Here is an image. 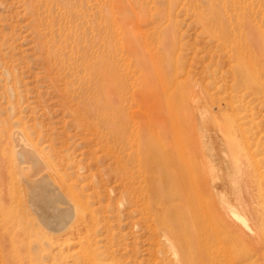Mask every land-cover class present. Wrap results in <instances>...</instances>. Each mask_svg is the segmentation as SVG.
Segmentation results:
<instances>
[{"label": "rangeland", "instance_id": "1", "mask_svg": "<svg viewBox=\"0 0 264 264\" xmlns=\"http://www.w3.org/2000/svg\"><path fill=\"white\" fill-rule=\"evenodd\" d=\"M86 64L110 74L108 118ZM18 127L81 206L54 230L0 183V264H174L166 239L230 264L254 247L229 242L220 198L264 239V0H0V136Z\"/></svg>", "mask_w": 264, "mask_h": 264}, {"label": "bare ground", "instance_id": "2", "mask_svg": "<svg viewBox=\"0 0 264 264\" xmlns=\"http://www.w3.org/2000/svg\"><path fill=\"white\" fill-rule=\"evenodd\" d=\"M81 72H82L83 78L99 79V77H101V79L103 80L104 88H102V86H98L97 88L98 93L101 94L102 92V94L103 93L105 94V95L103 94V96L106 97V101H103L101 103L104 113H101L100 115L102 117L110 116L109 115L110 107L112 106V103L110 101L111 100L110 98L111 84H110V76H109L110 74L107 75L105 73H102L100 69H97L92 64L81 65ZM110 123H111V126L109 129L113 133L116 132L117 129L114 127V122L110 121ZM219 130L221 131L220 133L223 135L222 138H224V141H225L224 144H226V147H227V151L229 155L227 157L229 158L230 166L232 165V167H236L238 169V166L240 165V159H241L240 158L241 156L240 147L228 127L223 126V128L220 127ZM29 137L30 136L28 135V133H26L25 128L23 127H20V128L18 127L13 130H9V131H4L3 134L0 136V145H1L0 160H6L5 163L8 160V165L6 164V168H5V172L7 173L6 177L3 180V182L1 181L0 183L5 185L8 190L14 191L15 193H20V194L22 193L23 194L22 196L26 199V201L29 203L30 206L37 207V208L38 207L39 208L48 207L46 210L51 211L52 217H53L51 220H48V222L51 224L54 230H61L62 228H64L65 224L70 219L71 212L69 208L70 207H73L74 209L78 208L79 206H81L80 201L77 198V196L73 193V186L65 183L61 175L53 168L51 163L48 161L47 156L41 150L35 147V145L31 142ZM221 151H224V149ZM223 161H226V160H223ZM19 162L30 164L31 166L30 170L28 172L26 171L25 173H22V167L18 165ZM166 164L168 165V168L170 169L174 166L172 161H167ZM226 168L227 167H225V169H222V170H226ZM17 173L20 174V177L18 179L17 177H15ZM218 173L220 172L218 171ZM166 181L171 182L169 174L165 175L164 177V182ZM61 191H65L68 194L69 199L71 200L70 201L71 203H69V201L68 202L65 201V197L63 196ZM220 201L224 207L223 209L227 210L230 216L237 223H239V225H237V223L235 224V222L232 220L227 221L226 217H229V216L225 214L227 212L224 213L226 217H223V218H226V221H227L225 223H227L226 231L229 235V242L233 244L238 243L243 246H245L246 244H250L252 247H254V249H251V250H245V251L237 252V253H228L227 258L230 264H234L236 260H239L240 258H242L244 262H247V264H264L260 261L261 256L259 257L257 256L256 253H251V251L255 252V248L257 249V247L264 248V239L253 235L254 229L252 230V227L248 225L249 223H248L246 214L244 212V210H246L245 206H244L245 208L244 209L243 206L240 207L238 203L237 205L240 207L239 208L237 205H235L236 202L234 204L230 203L225 198H220ZM63 206H66V207H63ZM225 210H223L222 213ZM43 217L45 220H47L46 213H43ZM65 230L66 229H64V231ZM166 241L168 243V246L171 248V253L174 256L173 257L174 264H200L199 260L197 259L198 260L197 261L196 258L193 257L194 255L190 256L186 252L184 245H180L177 243L175 244V241L171 239H166ZM196 243L197 245H200L198 240H196ZM206 259H207V264L213 263V258H211L209 255L206 256Z\"/></svg>", "mask_w": 264, "mask_h": 264}]
</instances>
